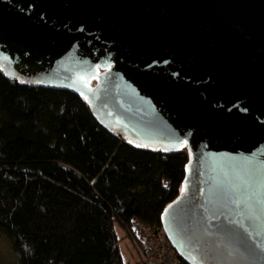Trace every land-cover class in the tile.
<instances>
[{
    "label": "water",
    "instance_id": "water-1",
    "mask_svg": "<svg viewBox=\"0 0 264 264\" xmlns=\"http://www.w3.org/2000/svg\"><path fill=\"white\" fill-rule=\"evenodd\" d=\"M0 70L122 142L186 149L162 228L187 264H264V0H0Z\"/></svg>",
    "mask_w": 264,
    "mask_h": 264
},
{
    "label": "trees",
    "instance_id": "trees-1",
    "mask_svg": "<svg viewBox=\"0 0 264 264\" xmlns=\"http://www.w3.org/2000/svg\"><path fill=\"white\" fill-rule=\"evenodd\" d=\"M188 161L122 142L74 92L0 70V234L20 264H125L117 228L162 227Z\"/></svg>",
    "mask_w": 264,
    "mask_h": 264
},
{
    "label": "built area",
    "instance_id": "built-area-1",
    "mask_svg": "<svg viewBox=\"0 0 264 264\" xmlns=\"http://www.w3.org/2000/svg\"><path fill=\"white\" fill-rule=\"evenodd\" d=\"M126 230L138 249L142 264H183L162 227L134 219Z\"/></svg>",
    "mask_w": 264,
    "mask_h": 264
},
{
    "label": "rangeland",
    "instance_id": "rangeland-1",
    "mask_svg": "<svg viewBox=\"0 0 264 264\" xmlns=\"http://www.w3.org/2000/svg\"><path fill=\"white\" fill-rule=\"evenodd\" d=\"M120 240V251L125 264H142L141 256L133 239L122 229L117 228ZM160 235H163V231ZM137 250V251H136ZM141 262V263H140ZM0 264H20L19 255L12 247L11 241L0 234Z\"/></svg>",
    "mask_w": 264,
    "mask_h": 264
},
{
    "label": "clouds",
    "instance_id": "clouds-1",
    "mask_svg": "<svg viewBox=\"0 0 264 264\" xmlns=\"http://www.w3.org/2000/svg\"><path fill=\"white\" fill-rule=\"evenodd\" d=\"M182 258V257H181ZM183 259V258H182ZM184 260V259H183ZM185 261V260H184ZM186 262V261H185Z\"/></svg>",
    "mask_w": 264,
    "mask_h": 264
}]
</instances>
